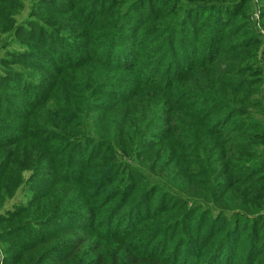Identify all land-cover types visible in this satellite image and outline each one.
Returning a JSON list of instances; mask_svg holds the SVG:
<instances>
[{"label":"trees","instance_id":"1","mask_svg":"<svg viewBox=\"0 0 264 264\" xmlns=\"http://www.w3.org/2000/svg\"><path fill=\"white\" fill-rule=\"evenodd\" d=\"M25 1L0 0V28L17 21L12 12L22 13ZM249 3L27 1L40 18L16 24L28 48L15 60L36 65L52 55L63 64L50 69L47 84H35L40 94L23 102V115L5 110L21 122V136L0 143V212L18 193L8 186L26 173L53 169L59 178L50 185L59 189L1 218L21 229L72 215L82 222L27 242L9 264H233L237 255V264H264V239L241 234L237 222L254 227L264 209L256 191L264 180L261 42L237 40ZM260 15L264 23V8ZM152 132L160 147L140 150L139 162ZM154 168L184 192L176 196L183 203L161 196L158 205L144 173Z\"/></svg>","mask_w":264,"mask_h":264},{"label":"rangeland","instance_id":"2","mask_svg":"<svg viewBox=\"0 0 264 264\" xmlns=\"http://www.w3.org/2000/svg\"><path fill=\"white\" fill-rule=\"evenodd\" d=\"M27 1L28 0L25 1V8L22 13L18 15L15 14V12H12V16H14L17 21L3 24L0 28V45L2 44L1 38L6 36L10 37L9 42H11L6 47L0 49V103L1 105H6L7 107V109H5L6 107H4V109H0L2 110L0 112V120H3V123H1L0 121L1 144L12 142L13 139L21 136V131H19V124L21 122L18 120H14L11 115L5 113V110L11 111L12 113L18 115H23L25 113L24 110L28 108V106H26L28 105L27 103L31 102V96L40 94V91L35 84H40L42 82H45L47 84V79L52 78L50 69H59L63 64V59L58 63L56 59L57 56L53 57L52 55V57H49V55H47V57L44 58V61L38 62L36 65H29L25 61L22 62L21 59L20 60L22 63H17V61L15 60L14 54L16 55L17 53H19L21 50L20 48H28V46L22 47L19 43V37H16L15 32V30H17L16 24L20 22L24 24L40 18L39 16L35 17L32 15L33 11H31V6L29 7V4L27 5ZM263 8L264 0H250L249 5L243 7L241 12L247 16V19L246 21L243 19L237 21L241 24V28L239 27V33L242 34L241 37H237V40L243 41L252 38V40H259V42H261V48L257 53V59L259 60L262 68V75L260 76H262L263 79L262 91L264 96V23L260 15V12ZM235 9L236 7L233 8V10ZM202 14L203 16H200L205 19L207 14ZM245 24H249V26L244 28L243 26ZM62 36L65 37V35ZM64 40H66L68 47L73 46V44L75 43V41L69 40L67 38ZM54 47L58 48L56 51L59 50V41H57L56 46ZM252 54H254V52ZM168 66L169 68L173 69L176 67V64L169 63ZM42 78H44L45 80ZM161 78H163V75L161 76ZM28 80L30 81L29 84L26 83ZM1 82H4L6 84V87L2 86ZM11 85L14 87H11ZM25 86H28L27 91L24 90ZM160 137V133L156 132H152L144 137V140L142 141L143 145L141 146V148L140 146L138 147L139 153L136 155L139 162L140 150L144 149L145 151H152L153 148L160 147ZM93 153L94 150H90L88 153L87 151H84L81 155L78 156L80 158V162H85L86 160H88V158ZM46 162H48V160ZM110 162L114 165H117L116 161L111 155ZM136 170H138L140 174V167L136 168ZM77 171L78 168L76 167L75 173H77ZM144 173L150 176V179H147L148 185L158 188V192L156 193L158 205L159 198L161 196L167 197L166 201L164 202L165 204L176 201H178V203L184 202L183 200H178L176 197L181 196L180 194L184 195V192H182L178 188L170 187L169 185H167L166 181L159 176L157 168H154L150 171L145 169ZM126 174L128 173L126 172ZM23 178L24 181L21 183V185H18L17 179L12 180V183L8 186V189L15 188L18 193L16 197L14 196L12 200L7 202L6 206L3 207L4 209H2V212H0V232L5 231L4 233L0 234V264H9V261L7 262L6 260L18 254L20 252V248L27 244V242L33 243L35 239L51 236L52 234L62 231L65 227L74 228L81 226L82 221L78 215L60 217L54 221H50L49 223H42L39 226H28L27 228L24 227L25 229H21V226H17L15 224L6 223L4 218H1L3 217V215H9V218H13V213L18 210L19 206H28V200L33 196L40 195V191L42 193L47 192V194H53L57 189H59L55 186L50 185L51 181L56 179L58 180L59 178V175H56L53 169H40L35 172L26 173ZM138 178L140 180V175L133 177L132 180L137 181ZM256 184L260 186L256 188V191L261 190L259 191L260 193H258V196L261 195L262 197H264V180H260ZM35 188H38L39 191H37ZM8 212L9 214H7ZM133 218H136V215H133ZM186 218L187 220L194 223L197 222L198 219L197 215L195 214L187 215ZM226 218L230 220V215L228 214ZM237 222L241 226V234L244 235L245 233L248 234V232H250L260 238L259 243H261V241L264 239V209H262L257 216V221L255 222L254 227L251 224L248 225V222L245 221L240 222V220H238ZM125 226L126 224L123 225V228ZM243 226L245 231L243 230ZM249 241L251 240L247 237L245 239V242L248 243ZM242 247L244 246H239L238 248L241 249ZM237 256L235 259L233 258V264H237Z\"/></svg>","mask_w":264,"mask_h":264}]
</instances>
